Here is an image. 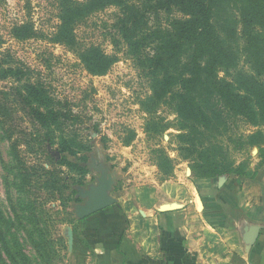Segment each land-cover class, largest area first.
<instances>
[{
    "label": "trees",
    "instance_id": "16d2710c",
    "mask_svg": "<svg viewBox=\"0 0 264 264\" xmlns=\"http://www.w3.org/2000/svg\"><path fill=\"white\" fill-rule=\"evenodd\" d=\"M111 8L116 11L109 54L99 45L83 44L76 29ZM56 19L50 33L38 32L27 19L14 24L10 35L17 42L40 39L64 47L92 77L106 76L119 54L134 60L147 79L143 110L151 114L150 105L169 106L176 116L177 151L190 161L197 179L247 176L246 163L236 165L228 143L255 146L258 166L264 167V0H56ZM0 83L7 84L0 87V132L10 143V162L3 169L17 192L15 217H32L21 220L23 225L18 221L26 227L37 216L33 193L47 192L64 204L74 193L71 186L83 184L93 138L78 129L83 119L70 103L8 51L0 53ZM14 119L28 127L17 129ZM244 122L256 128L248 136L238 133ZM162 129L152 126L148 132ZM133 136L122 143L128 145ZM10 196L6 200L12 201ZM32 233L29 243L37 252L52 251L51 239ZM10 236L8 243L17 246V237ZM6 238L1 231L0 241Z\"/></svg>",
    "mask_w": 264,
    "mask_h": 264
},
{
    "label": "rangeland",
    "instance_id": "374dc122",
    "mask_svg": "<svg viewBox=\"0 0 264 264\" xmlns=\"http://www.w3.org/2000/svg\"><path fill=\"white\" fill-rule=\"evenodd\" d=\"M115 11L113 8L106 9L89 17L76 29L78 39L83 44L99 45L107 53H113L108 33ZM27 19L38 32L50 33L57 23L56 0H0V53L8 51L15 59L40 73L53 93L70 103L73 112L83 119L84 124L77 126L78 129L84 136L92 135V150L88 155V174L81 186H71L74 193L70 199L63 204L57 200V196L48 197L47 192L33 193L37 216L33 217L31 224L23 227L17 224L18 221L23 225L21 220L32 217H15L18 212L14 202L17 192L10 185L11 175L3 169L10 162V143L0 132V215L4 216L0 217V232L7 236L0 241V264L90 263L94 254L86 250L81 228L85 217L78 215L90 203V193L103 187L106 196L114 201L111 207L102 212L107 217H139L142 213H150L147 208L151 189L164 182H170L178 189L191 187L197 178L190 169V161L177 151L174 138L178 133L176 116L169 106L164 103L150 105L151 114L143 110L141 101L149 95L147 79L134 60L119 54L120 61L106 76L92 77L83 70L76 57L62 46L47 44L40 39L26 42L12 39V26ZM166 20L163 15L160 20L163 26ZM5 86L6 83H0V87ZM14 121L12 124L17 129L28 127L25 122ZM152 126L164 129L152 134L148 132V127ZM94 127L97 132H94ZM255 129L245 122L239 123L238 133L248 136ZM261 129L264 131V126ZM131 132L134 133L131 142L123 144L122 139ZM230 135L238 137L234 133ZM228 144L230 156L236 165L246 163L244 170L247 176L226 174L220 177L235 175L243 182L263 184V180L256 181V176L264 171V167L258 166V148ZM23 156L26 162L32 163L34 160L27 154ZM62 170L67 173L66 168ZM70 192L64 193L68 196ZM9 195L12 201L6 200ZM30 232H36L43 240L51 239L52 251L47 253L44 249L37 252L29 243ZM36 233H32L35 238ZM10 235H15L19 240L17 246L11 247L8 243V240L12 241Z\"/></svg>",
    "mask_w": 264,
    "mask_h": 264
},
{
    "label": "crops",
    "instance_id": "0c3cea01",
    "mask_svg": "<svg viewBox=\"0 0 264 264\" xmlns=\"http://www.w3.org/2000/svg\"><path fill=\"white\" fill-rule=\"evenodd\" d=\"M256 177L264 181V171ZM149 193L147 215L84 218L94 254L84 264H264V182L227 175Z\"/></svg>",
    "mask_w": 264,
    "mask_h": 264
},
{
    "label": "water",
    "instance_id": "95a60500",
    "mask_svg": "<svg viewBox=\"0 0 264 264\" xmlns=\"http://www.w3.org/2000/svg\"><path fill=\"white\" fill-rule=\"evenodd\" d=\"M88 196L90 199V203H88L78 214L80 217H87L101 212L114 204V201L106 196L103 187L97 188Z\"/></svg>",
    "mask_w": 264,
    "mask_h": 264
}]
</instances>
